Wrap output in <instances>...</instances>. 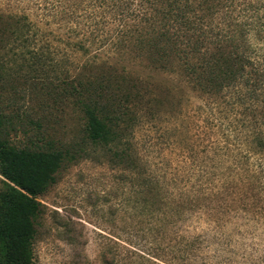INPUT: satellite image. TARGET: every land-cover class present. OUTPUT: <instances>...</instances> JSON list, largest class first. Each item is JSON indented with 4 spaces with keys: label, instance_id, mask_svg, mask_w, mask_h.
Listing matches in <instances>:
<instances>
[{
    "label": "rangeland",
    "instance_id": "374dc122",
    "mask_svg": "<svg viewBox=\"0 0 264 264\" xmlns=\"http://www.w3.org/2000/svg\"><path fill=\"white\" fill-rule=\"evenodd\" d=\"M85 5L0 0V13L27 19L22 35L0 36V112L9 140L30 148L52 142L72 154L38 198L35 264H113L116 249L131 256L119 264H264V213L256 212L255 191L235 189L222 202L208 195L213 172L222 177L227 165L214 148L224 139L218 122L209 121L208 96L179 68H158L131 42H99L83 18ZM72 11L75 18L66 14ZM100 71L139 80L154 99L139 106L135 171L102 149L81 152L82 114L55 96L66 78Z\"/></svg>",
    "mask_w": 264,
    "mask_h": 264
},
{
    "label": "trees",
    "instance_id": "16d2710c",
    "mask_svg": "<svg viewBox=\"0 0 264 264\" xmlns=\"http://www.w3.org/2000/svg\"><path fill=\"white\" fill-rule=\"evenodd\" d=\"M78 1L86 4V12L90 10L83 18L97 30L99 42L115 47L131 42L135 50L149 54L158 68H179L208 96L209 121L218 122L215 127L224 139L221 147L218 142L214 148L223 152L227 164L220 171L222 177L213 172L208 195L222 202L235 189L255 191L256 212L263 214L264 0ZM66 14L75 18L73 11ZM25 20L1 12L0 36L7 31L22 35ZM110 26L104 39L100 34ZM63 84L55 96L82 114L85 146L81 152L89 157L93 149H102L112 162L135 171L140 157L131 137L139 106L153 103L151 92L139 80L110 71L80 72ZM8 126L0 112V264H35L38 198L72 154L52 142L38 148L15 146ZM143 181L147 188L148 177ZM126 253L135 254L130 249ZM129 258L117 249L111 253L113 264L131 263Z\"/></svg>",
    "mask_w": 264,
    "mask_h": 264
}]
</instances>
